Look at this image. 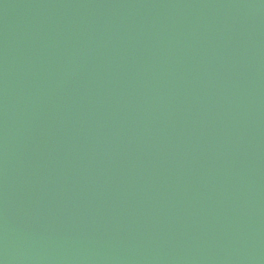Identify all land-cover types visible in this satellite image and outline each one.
Listing matches in <instances>:
<instances>
[{
    "label": "water",
    "instance_id": "95a60500",
    "mask_svg": "<svg viewBox=\"0 0 264 264\" xmlns=\"http://www.w3.org/2000/svg\"><path fill=\"white\" fill-rule=\"evenodd\" d=\"M0 264H264V0H0Z\"/></svg>",
    "mask_w": 264,
    "mask_h": 264
}]
</instances>
